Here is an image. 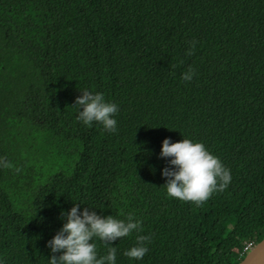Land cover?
Segmentation results:
<instances>
[{
	"label": "trees",
	"instance_id": "obj_1",
	"mask_svg": "<svg viewBox=\"0 0 264 264\" xmlns=\"http://www.w3.org/2000/svg\"><path fill=\"white\" fill-rule=\"evenodd\" d=\"M85 88L117 104L115 132L76 119ZM183 137L230 169L200 203L162 186L161 142ZM0 157L5 264H46L75 202L141 220L116 264H237L264 237V0H0Z\"/></svg>",
	"mask_w": 264,
	"mask_h": 264
},
{
	"label": "clouds",
	"instance_id": "obj_2",
	"mask_svg": "<svg viewBox=\"0 0 264 264\" xmlns=\"http://www.w3.org/2000/svg\"><path fill=\"white\" fill-rule=\"evenodd\" d=\"M194 46V42L191 43L186 54L190 55ZM194 74V69L189 65L181 73V79L191 81ZM80 90L82 94L75 97L76 119L86 126L95 122L103 130L115 132L117 104L107 100L103 92L87 88ZM159 155L170 158L168 164L171 167H164L160 171L164 178L162 186L169 197L200 203L213 191H223L231 180L230 169L201 141L183 137L170 142V138H165L161 142ZM0 166H7L2 157ZM80 204L73 203L67 212L61 209L60 215L64 221L56 234L45 242L50 253L46 264H116L117 249L111 242L127 237L134 230L139 232L141 220L134 219L131 213L124 219L111 215L102 217L87 207L81 208ZM135 239L137 242L125 249L123 255L139 260L148 251L145 242L150 237L136 235ZM97 241L106 248L103 254L97 251ZM0 264H5L3 258H0Z\"/></svg>",
	"mask_w": 264,
	"mask_h": 264
},
{
	"label": "water",
	"instance_id": "obj_3",
	"mask_svg": "<svg viewBox=\"0 0 264 264\" xmlns=\"http://www.w3.org/2000/svg\"><path fill=\"white\" fill-rule=\"evenodd\" d=\"M237 264H264V237Z\"/></svg>",
	"mask_w": 264,
	"mask_h": 264
},
{
	"label": "built area",
	"instance_id": "obj_4",
	"mask_svg": "<svg viewBox=\"0 0 264 264\" xmlns=\"http://www.w3.org/2000/svg\"><path fill=\"white\" fill-rule=\"evenodd\" d=\"M255 243L252 241L246 242L240 255H245L249 250L254 247Z\"/></svg>",
	"mask_w": 264,
	"mask_h": 264
}]
</instances>
